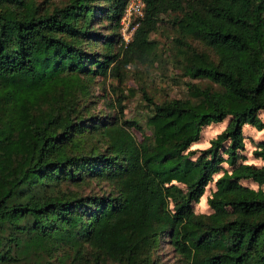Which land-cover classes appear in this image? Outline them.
Listing matches in <instances>:
<instances>
[{
  "label": "trees",
  "instance_id": "obj_1",
  "mask_svg": "<svg viewBox=\"0 0 264 264\" xmlns=\"http://www.w3.org/2000/svg\"><path fill=\"white\" fill-rule=\"evenodd\" d=\"M144 1L126 44L128 0H0V264H159L167 238L184 264H264V166L241 159L244 127L264 128V0ZM165 23L187 96L145 93L138 141L93 114V87L155 53Z\"/></svg>",
  "mask_w": 264,
  "mask_h": 264
},
{
  "label": "rangeland",
  "instance_id": "obj_2",
  "mask_svg": "<svg viewBox=\"0 0 264 264\" xmlns=\"http://www.w3.org/2000/svg\"><path fill=\"white\" fill-rule=\"evenodd\" d=\"M54 1L58 4H64L68 0ZM111 27L112 25L108 20L96 21L95 28L105 35L110 34ZM174 36L175 29L169 23L163 24L160 30L152 35V38L158 44L155 53L151 56H140L129 63H121L120 70L117 73L113 74L111 72L106 79L97 81L93 87L94 96L91 98L90 104L93 114L100 119L105 116L104 119L107 118L108 121L113 123L115 121L122 122L121 125L130 131L138 141L142 137L141 131L131 127L132 120L137 121L143 130L149 133L146 119L151 112L152 105L147 101L145 93L159 103L187 96L186 82L189 81V78L183 75V70L175 62L174 50L172 49ZM97 49L100 48L97 47ZM119 103L124 107L123 114ZM260 117L264 122V111L260 113ZM125 121H128V124H125ZM228 121L226 119L222 123H213L205 127L201 140L193 148L204 149L209 147L211 140L226 128ZM244 136L245 150L241 158L242 162L264 166V157L255 153L261 149V143L264 141V128L260 129L256 126L246 125ZM224 166L229 169L227 163ZM219 175L214 176V181L206 189L204 194L206 204H200L202 198L199 203L195 204L197 214H210L213 212L208 204V198L216 189L215 181ZM243 184L255 189L259 188V185L252 181H244ZM105 185L104 182L97 184V181L94 180L92 186L85 188L83 193L90 195L101 192L102 186ZM155 256L158 257L159 264H184L182 257L169 243L168 238L162 239Z\"/></svg>",
  "mask_w": 264,
  "mask_h": 264
},
{
  "label": "built area",
  "instance_id": "obj_3",
  "mask_svg": "<svg viewBox=\"0 0 264 264\" xmlns=\"http://www.w3.org/2000/svg\"><path fill=\"white\" fill-rule=\"evenodd\" d=\"M146 3L144 0H128L125 12L121 20V34L126 44L134 39L136 29L140 25V19L144 16Z\"/></svg>",
  "mask_w": 264,
  "mask_h": 264
}]
</instances>
